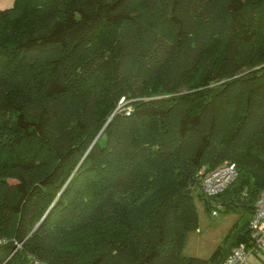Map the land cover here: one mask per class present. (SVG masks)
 Instances as JSON below:
<instances>
[{
	"label": "trees",
	"instance_id": "trees-1",
	"mask_svg": "<svg viewBox=\"0 0 264 264\" xmlns=\"http://www.w3.org/2000/svg\"><path fill=\"white\" fill-rule=\"evenodd\" d=\"M262 189L264 0L0 7V264H222ZM195 196L240 215L209 258Z\"/></svg>",
	"mask_w": 264,
	"mask_h": 264
},
{
	"label": "built area",
	"instance_id": "built-area-1",
	"mask_svg": "<svg viewBox=\"0 0 264 264\" xmlns=\"http://www.w3.org/2000/svg\"><path fill=\"white\" fill-rule=\"evenodd\" d=\"M236 175V164L226 162L202 176L200 191L214 197L227 189ZM218 207L213 209V216L219 214ZM254 207L248 241L237 244L222 264H264V189L259 192Z\"/></svg>",
	"mask_w": 264,
	"mask_h": 264
},
{
	"label": "rangeland",
	"instance_id": "rangeland-1",
	"mask_svg": "<svg viewBox=\"0 0 264 264\" xmlns=\"http://www.w3.org/2000/svg\"><path fill=\"white\" fill-rule=\"evenodd\" d=\"M195 199L200 226L198 230L188 234L183 252L186 255L209 258L240 215L235 210H225V207L220 205L218 207L219 214L213 216L212 213L207 212L206 204L199 196H195ZM235 246L230 249L226 256L231 253Z\"/></svg>",
	"mask_w": 264,
	"mask_h": 264
},
{
	"label": "crops",
	"instance_id": "crops-1",
	"mask_svg": "<svg viewBox=\"0 0 264 264\" xmlns=\"http://www.w3.org/2000/svg\"><path fill=\"white\" fill-rule=\"evenodd\" d=\"M15 0H0V7L6 8L12 6Z\"/></svg>",
	"mask_w": 264,
	"mask_h": 264
}]
</instances>
